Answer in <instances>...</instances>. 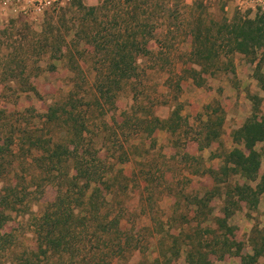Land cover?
Wrapping results in <instances>:
<instances>
[{"label": "rangeland", "instance_id": "rangeland-1", "mask_svg": "<svg viewBox=\"0 0 264 264\" xmlns=\"http://www.w3.org/2000/svg\"><path fill=\"white\" fill-rule=\"evenodd\" d=\"M62 1L40 14H23L31 0H0V233L5 234L0 264L56 259L32 254L38 250L35 226L56 198L65 170L72 173L71 162L59 163L40 148L51 136L52 142L65 137L73 108V117L85 126V159L110 184L109 208L102 212L117 214L120 230L104 242L100 228L88 234L79 264H192L190 253L198 262L240 264L253 252L254 241L264 237V194L255 208L228 196L243 179L223 166L229 150L245 148L233 140L234 130L254 113L264 114L259 56L229 52L218 35H211L217 57L213 64L205 62L203 72L191 52L199 30L212 28L215 34L224 21L264 14L232 5L224 10L219 2L203 0ZM89 6L97 10L89 13ZM141 36L148 37L144 52ZM122 45L133 53L135 71L127 80H104L121 84L111 103L96 92L103 80L98 72L106 71ZM259 72L264 74V63ZM25 82L36 91L19 90ZM52 106L58 117L48 120ZM213 109L223 118L221 135L208 143L205 121ZM155 117L165 123L154 127ZM255 148L260 180L264 143ZM10 185L16 192L6 190ZM225 211L233 235L223 236L219 227ZM231 237L240 245L218 257ZM92 252L100 254L90 260ZM78 259L74 256L73 264ZM263 261L260 256L256 264Z\"/></svg>", "mask_w": 264, "mask_h": 264}, {"label": "trees", "instance_id": "trees-1", "mask_svg": "<svg viewBox=\"0 0 264 264\" xmlns=\"http://www.w3.org/2000/svg\"><path fill=\"white\" fill-rule=\"evenodd\" d=\"M79 6L85 8L82 4H79ZM86 9H88L87 12L93 13L97 10V6H89ZM211 35H218L221 43L229 47V52L237 51L246 56L250 54H254L255 57L259 56L256 65V76L264 88V74L259 72L261 63H264V16L235 18L229 22L224 21L215 34H213L212 28L206 31L199 30L194 36V48L191 53L195 57L196 63L201 66L200 71L203 72L208 71L205 62L214 63V48L210 45V43H213ZM140 39L139 45L141 43L140 46L144 52L146 51L145 44L148 37L141 36ZM136 43L138 45V42ZM132 54L125 45L115 48L105 69L106 71L102 74L98 72L99 77L103 76V80L96 83V92L99 97L107 96L112 103L117 91L121 88L118 80H127L134 75L135 68L132 66L134 56L132 57ZM8 71L12 73L14 70L10 69ZM21 71L23 72L24 69H21ZM110 77L117 78V82L110 85L105 84L104 80ZM22 85L24 87L21 86L23 88H19V90L36 91L31 83L25 82ZM56 109L53 106L50 107L48 113H46L48 120L58 117ZM73 109L67 113L65 137L52 142L53 136H51L46 140L47 145L40 148L42 155L48 153L50 158H57L60 161L59 163L71 162L70 169H72V173L65 170L63 174L64 181L56 186L58 192L56 198L49 203L43 214L38 217L35 226L38 250L32 254L36 257L42 255L44 258L55 254L56 259L53 264H73L74 256L78 259V254L85 249L88 234L95 235L99 228L103 242L110 238L111 233L118 236L120 233L118 215L110 214L111 211L106 210L103 213L104 208H109L107 207L105 192L110 184L103 177V174L96 173L93 170L92 163L85 159V153L81 148L85 138L83 135L85 126L80 125L73 117ZM217 111V109L211 110L205 121V128H207L205 138L208 143L217 140L221 135L220 129L223 118L219 114L215 116ZM213 116H215L217 122H213ZM162 123L165 122H162L159 118H154V127L163 125ZM233 140L236 143H243L245 148L233 147L229 150L224 157L225 164L223 167L233 174L239 175L243 179V183L235 184L232 192L226 193L228 196L235 197L238 201H244L248 208H255L260 196L264 194V176L261 175L260 180H257L260 168V152L255 148L258 142L264 143V114L259 116L254 113L248 118L240 127L234 130ZM0 149H2V145H0ZM94 158L99 160L96 156ZM73 187H77L78 193H74ZM16 189V185H10L6 188L8 192H16ZM228 213L225 211L224 217L219 218V227L224 229L223 236L227 235L226 233L228 235L234 234V228L226 224ZM2 214L3 212L0 211V221ZM96 223L97 227L94 226ZM3 235L5 234L0 233V239ZM76 236H80L78 241L74 240ZM229 239H231V242H229ZM239 243L234 240V237L226 238L223 246L225 250L221 251L218 257H223L226 253H233L230 250L231 247L233 245L238 246ZM239 251L238 247L235 253L238 254ZM252 251V253H247L241 257L240 264H256L258 257L262 256L264 258V237L259 242L254 241ZM99 254V252H92L89 256L90 260ZM192 255L191 253L188 254L187 261L189 263L211 264L209 260L203 258H200V262H198L193 259ZM79 262V259L78 261L75 260V264H79ZM87 264H90V262ZM106 264H109L108 260Z\"/></svg>", "mask_w": 264, "mask_h": 264}, {"label": "built area", "instance_id": "built-area-1", "mask_svg": "<svg viewBox=\"0 0 264 264\" xmlns=\"http://www.w3.org/2000/svg\"><path fill=\"white\" fill-rule=\"evenodd\" d=\"M191 2L192 0H185ZM204 2H219L227 10L230 5L241 11H260L264 14V0H203ZM62 4V0H31L28 8L23 7V14H40L52 4Z\"/></svg>", "mask_w": 264, "mask_h": 264}]
</instances>
